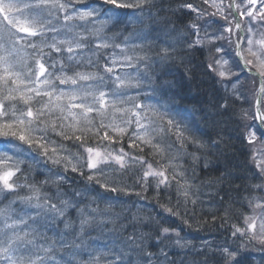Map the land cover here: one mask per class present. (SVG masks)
<instances>
[{
	"label": "clouds",
	"instance_id": "obj_1",
	"mask_svg": "<svg viewBox=\"0 0 264 264\" xmlns=\"http://www.w3.org/2000/svg\"><path fill=\"white\" fill-rule=\"evenodd\" d=\"M0 264H264V0H0Z\"/></svg>",
	"mask_w": 264,
	"mask_h": 264
}]
</instances>
